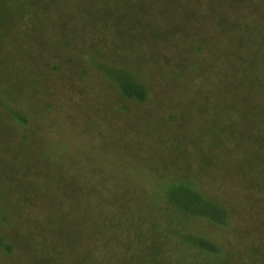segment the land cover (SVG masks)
I'll return each instance as SVG.
<instances>
[{
	"label": "rangeland",
	"instance_id": "rangeland-1",
	"mask_svg": "<svg viewBox=\"0 0 264 264\" xmlns=\"http://www.w3.org/2000/svg\"><path fill=\"white\" fill-rule=\"evenodd\" d=\"M0 236V264H264V0H0Z\"/></svg>",
	"mask_w": 264,
	"mask_h": 264
},
{
	"label": "trees",
	"instance_id": "trees-1",
	"mask_svg": "<svg viewBox=\"0 0 264 264\" xmlns=\"http://www.w3.org/2000/svg\"><path fill=\"white\" fill-rule=\"evenodd\" d=\"M223 17H225L224 14H223ZM211 22L215 23L214 20H212ZM217 25H221V21H219V22L217 21ZM243 63L245 65L246 60ZM117 83L119 84V88L125 97L134 98L135 100H138V101H143L145 91L140 84H137L136 82L135 83L134 82L133 83L128 82V79L123 80L121 78L117 79ZM238 94H239V92H238ZM240 146H242V145L240 144ZM197 193L198 192L195 191L194 189H192L188 186L182 185L177 190L171 191L170 196L174 201H176V202H178V204H180V206L183 208V210L193 211L192 209L194 207H196V205L198 203H200V200H201V197L198 195L199 193L198 194ZM223 211L224 210L222 208H218L215 204H212V205L207 204L204 207H200L198 214H205L213 220H218V218H220L221 216L222 217L225 216L224 215L225 211L224 212ZM59 233L63 236L68 235L69 237H70V234H72L70 231H66L65 228H62V230L59 229L58 235H59ZM2 239L3 238L0 236V243L2 246L0 251L2 250V251H5L6 253L10 254L9 252L11 251V249H13L12 246L10 244L4 245V242H3L4 239L3 240ZM199 244L202 248H205L207 250L214 249V247L206 241L201 240L199 242ZM42 264H43V262H42Z\"/></svg>",
	"mask_w": 264,
	"mask_h": 264
}]
</instances>
